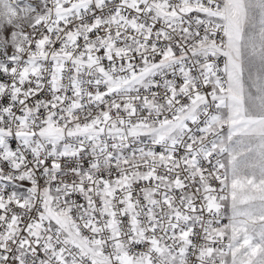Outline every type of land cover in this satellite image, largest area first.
<instances>
[{
	"label": "built area",
	"instance_id": "built-area-1",
	"mask_svg": "<svg viewBox=\"0 0 264 264\" xmlns=\"http://www.w3.org/2000/svg\"><path fill=\"white\" fill-rule=\"evenodd\" d=\"M229 6L37 1L0 50V264H229Z\"/></svg>",
	"mask_w": 264,
	"mask_h": 264
},
{
	"label": "rangeland",
	"instance_id": "rangeland-1",
	"mask_svg": "<svg viewBox=\"0 0 264 264\" xmlns=\"http://www.w3.org/2000/svg\"><path fill=\"white\" fill-rule=\"evenodd\" d=\"M37 1L0 0V50L15 55L36 18ZM226 22L229 91L222 118L234 236L229 264H264V0H230Z\"/></svg>",
	"mask_w": 264,
	"mask_h": 264
}]
</instances>
